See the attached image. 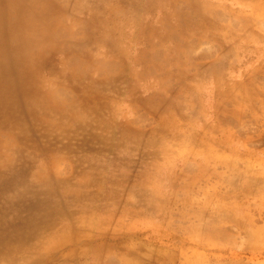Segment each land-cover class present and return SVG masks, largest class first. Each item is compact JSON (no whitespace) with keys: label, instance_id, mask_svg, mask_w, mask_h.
<instances>
[{"label":"rangeland","instance_id":"rangeland-1","mask_svg":"<svg viewBox=\"0 0 264 264\" xmlns=\"http://www.w3.org/2000/svg\"><path fill=\"white\" fill-rule=\"evenodd\" d=\"M0 264H264V0H0Z\"/></svg>","mask_w":264,"mask_h":264}]
</instances>
